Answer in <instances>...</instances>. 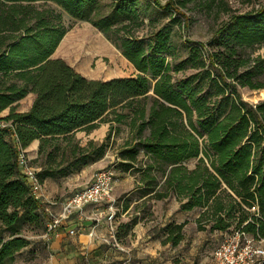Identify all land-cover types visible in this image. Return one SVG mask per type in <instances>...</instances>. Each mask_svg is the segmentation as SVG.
I'll return each mask as SVG.
<instances>
[{
    "label": "trees",
    "instance_id": "obj_1",
    "mask_svg": "<svg viewBox=\"0 0 264 264\" xmlns=\"http://www.w3.org/2000/svg\"><path fill=\"white\" fill-rule=\"evenodd\" d=\"M154 2L173 8L188 27V15L174 0ZM52 4L100 29L137 74L88 78L52 57L66 33ZM103 6L107 12L102 13ZM144 24L141 0H0V113L10 106L0 117V225L10 232L0 237V264H16L15 254L29 245L22 232L26 223L49 220L20 169V149L39 140L30 163L44 183L101 159L115 124L121 123L128 124L131 135L116 163L124 172L139 173L140 196L175 195L182 210L205 208L196 220L202 229L223 231L235 221L240 231L264 239V100L249 102L238 91L264 88V56L244 52L264 44V6L234 14L218 29L217 46L207 52L217 72L215 99L194 84L195 76L174 77L181 66L173 68L168 60V34L162 29L141 34ZM30 92L35 99L29 110L12 105ZM104 122L110 132L101 143L80 144L77 131L90 133ZM192 158L197 162L189 169L185 162ZM137 221L134 216L125 226ZM187 223H167L164 242L180 243Z\"/></svg>",
    "mask_w": 264,
    "mask_h": 264
},
{
    "label": "rangeland",
    "instance_id": "obj_2",
    "mask_svg": "<svg viewBox=\"0 0 264 264\" xmlns=\"http://www.w3.org/2000/svg\"><path fill=\"white\" fill-rule=\"evenodd\" d=\"M112 1L103 0L105 4H109ZM159 1L161 4L168 2V0ZM174 1L188 15V27L184 17L173 10V8L162 9L154 0H141V4L145 10V24L140 29V32H142L141 34L150 36L159 29H162L164 33L168 34L171 44V52L168 54V60L173 68L181 66L180 69L173 72L174 77L187 78L191 75L195 76L194 84L199 83L203 87V90L209 92L212 98L215 99L217 89L214 85L215 81H213V78H217V72L209 63L207 57L208 49H214L217 46L216 38L219 37L217 31L231 19V16L256 10L264 6V0ZM52 6L60 15V21L66 28V33L58 48L59 54L61 58L66 60L77 71L88 78L95 79L128 77L137 74L134 65L100 29L86 19H75L54 4ZM107 10L108 7L106 6L101 8L102 13L107 12ZM199 43L206 44V47L200 46ZM244 52L251 56H257L259 54L264 56V44L247 47L244 49ZM203 61H205L204 67L202 64ZM206 70H209L210 74L206 73ZM260 78L264 80V73L260 75ZM226 91L229 92L230 89L227 88ZM238 91L249 102L256 103L264 100V88L251 89L249 87H238ZM148 103H150L149 100ZM108 125L106 122L101 123L97 131L90 133V140L101 143L110 132L109 125L106 135H103L104 129ZM130 135V127L128 124H115L114 130L111 132V137L108 140L109 146L103 156L100 169L113 166L116 170V176L117 174L121 175L124 173L116 161L119 148ZM84 138L82 137V140ZM142 157L143 155L140 158ZM196 162L197 159L192 158L186 161L185 165L190 169L196 165ZM127 173L132 180L128 183V186L131 187L133 180L139 179L140 175L133 171ZM90 177L87 175L84 177L81 176L80 179L74 182L56 180L54 183H49L46 181L44 194L55 198L65 197L71 192L84 187ZM140 195V192L137 190L129 198L133 201L138 199ZM112 197L117 198V195L112 193ZM150 206L152 207V203L134 204V208L140 210L143 217L152 218L153 214ZM168 207H170V204L166 202L162 205L161 209H167ZM204 209V207L197 206L189 213L188 216H193V220L185 225L183 230L184 238L178 247L188 250L191 248L190 244L192 242L194 244V241H196L195 244L198 246L199 260L207 258L213 264H216L213 256L215 248L226 239L237 235L239 229L236 227L235 221H233V225L229 229L223 231L202 229L194 217L197 213L199 217ZM250 210L253 212L257 211L258 207L254 206ZM158 215L160 216L161 212ZM158 217L155 218L162 223V218L160 219ZM163 228L164 226L160 227V232L162 233H164ZM22 232L29 238L30 243L15 254L14 262L16 264H53L52 254L49 248L50 236L47 235L46 221L44 220V222L42 221L39 224H31L28 222L23 226ZM9 234L10 232L0 225V237L7 238ZM118 237L122 238L123 235H119ZM260 240V244L264 246V239Z\"/></svg>",
    "mask_w": 264,
    "mask_h": 264
},
{
    "label": "crops",
    "instance_id": "obj_3",
    "mask_svg": "<svg viewBox=\"0 0 264 264\" xmlns=\"http://www.w3.org/2000/svg\"><path fill=\"white\" fill-rule=\"evenodd\" d=\"M58 48L59 46L52 57L61 58ZM34 99L35 94L30 92L12 105H18L19 111H27L32 106ZM9 112L10 106L0 113V117L6 116ZM109 125L105 127L103 135H106ZM99 127L100 125L91 132L97 131ZM90 133L82 130L76 132V137L80 140L81 145H85L91 139ZM82 137H85V140H82ZM38 147L39 140H35L30 145L29 151L32 158L37 156ZM102 160L103 157L81 165L65 176L48 177L45 182L54 183L56 180L74 182L80 179L81 176L93 177L96 170L100 169ZM130 181L132 180L127 172L121 175L117 174L113 191L117 195V198L114 197V199L117 209L118 234L123 235V237L116 236L114 239L111 236L106 203L97 208L87 206L86 215L89 218H80L77 214H73L70 220L64 222L50 235L49 248L53 264H213L207 258L199 260L196 241H194V244L193 242L190 244V249L184 250L178 247L180 243L174 245L169 241L164 242L167 234L160 232L161 226H165L172 221L175 223L192 222L193 216L188 215L193 209L182 210L180 201L175 195L163 199H149V194H146L133 201L128 200L130 195L139 189L138 184H140L139 179H134L131 187H129L128 183ZM45 182L44 191L46 188ZM45 197L51 203L49 206L50 211L58 214L64 197L55 198L50 196V198L48 195H45ZM127 201H129V207L124 209V203ZM144 202L147 204L152 203V207L150 206L153 214L152 218L143 217L140 210L134 208L135 203L143 204ZM166 202L170 204V207L161 209ZM159 212H161V215H158V217ZM93 214H98L97 220L90 219ZM134 216L138 217V221L132 226H125ZM155 217L162 218V223L157 221ZM194 218H198V213ZM71 229H74V233L70 232ZM104 238H109V242L104 241Z\"/></svg>",
    "mask_w": 264,
    "mask_h": 264
},
{
    "label": "built area",
    "instance_id": "obj_4",
    "mask_svg": "<svg viewBox=\"0 0 264 264\" xmlns=\"http://www.w3.org/2000/svg\"><path fill=\"white\" fill-rule=\"evenodd\" d=\"M31 159L29 147L21 148L18 157L19 166L29 182L33 194L44 205L49 219L47 224L48 236L56 231L64 222L70 220L73 214H77L80 218H89L86 215L87 206L97 208L101 204L106 203L111 236L114 239L116 238L117 209L115 205L116 201L112 197L116 170L113 166L99 169L84 187L65 196L61 202L60 212L55 214L49 209L51 203L46 200L44 183L40 181L37 174L39 168L30 163ZM97 218L98 214H93L90 217V219L94 220H97ZM70 232L74 233V229H71ZM104 241L109 242V238H104ZM260 242L261 240H257L244 231L239 230L237 235L226 239L215 248L213 256L216 264H261L264 260V246Z\"/></svg>",
    "mask_w": 264,
    "mask_h": 264
}]
</instances>
